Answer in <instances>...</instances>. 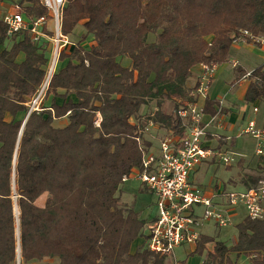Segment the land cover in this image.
Wrapping results in <instances>:
<instances>
[{"label": "trees", "instance_id": "16d2710c", "mask_svg": "<svg viewBox=\"0 0 264 264\" xmlns=\"http://www.w3.org/2000/svg\"><path fill=\"white\" fill-rule=\"evenodd\" d=\"M17 5L28 20L47 16L40 0ZM78 23L84 34L60 53L66 62L29 111L50 45L27 30L9 35L0 19V264H168L145 246L146 220L120 202L122 177L152 145L149 126L183 135L177 110L196 100L193 67L220 65L233 43L264 38V0H65L61 32ZM242 76L244 101H264V62L235 69L231 83ZM204 99L203 113L215 115L218 100ZM151 101L154 110L141 111ZM236 230L229 245L200 232L191 253L206 251L201 264H234L231 253L264 264V216H245Z\"/></svg>", "mask_w": 264, "mask_h": 264}, {"label": "built area", "instance_id": "2783aa9c", "mask_svg": "<svg viewBox=\"0 0 264 264\" xmlns=\"http://www.w3.org/2000/svg\"><path fill=\"white\" fill-rule=\"evenodd\" d=\"M40 2L49 15L26 20L21 12L16 11L3 17L9 35L27 30L32 41L46 40L50 45L46 76L29 102V111L40 109L49 80L58 68L60 53L74 45L61 32V11L65 0ZM244 34H247L246 31ZM201 66L203 73L192 92L196 100L184 101L177 110L182 120L183 135L165 133L156 146L151 145L143 152L141 165L122 177L123 181L130 177L138 178L154 196L157 213L145 224L144 243L150 251L166 255L172 264H180L174 256V248L183 244L195 245L200 236L199 228L206 222H212L219 228L229 225L239 205L245 208L246 216L251 219L263 216L264 177L258 179L254 186L238 191H225L224 188L219 191L216 190L218 187H214V190L205 192L190 180L191 173L204 161L217 157L223 164L231 162L229 156L205 143L209 127L220 115L223 100L218 101L215 115L203 113V104L199 99L208 95L215 65ZM256 111L253 108V112ZM242 133L253 138L255 155L264 159V128L249 120Z\"/></svg>", "mask_w": 264, "mask_h": 264}, {"label": "rangeland", "instance_id": "374dc122", "mask_svg": "<svg viewBox=\"0 0 264 264\" xmlns=\"http://www.w3.org/2000/svg\"><path fill=\"white\" fill-rule=\"evenodd\" d=\"M19 11V10H18ZM21 12V11H19ZM49 15L48 10H46ZM22 13V12H21ZM84 34V28L81 23H78L73 32L68 34V38L70 41L77 43L80 39V36ZM154 35H148V41L154 40ZM90 36H88L84 41L81 42V45L86 48L90 42ZM264 41H261V43ZM239 48L236 51H233V47L229 49V55L226 63L218 65L219 69H216L214 74L213 83L209 89V95L213 98H222L225 96L227 103L231 104L235 103L237 106L231 109L230 114L227 116V123H233V127L227 130V135L234 138L233 146L229 148L232 152L236 154V161L234 163H230V167H226L220 163L218 166H209L207 169L201 167L198 173H195L194 178L192 180L193 183L199 185L205 192H209L214 190L215 185L218 184V181H224L226 183L225 191L229 190H241L239 185H232L228 182V178L232 174H235L238 171V175H234L232 179H239L242 173L248 172L245 171L244 166H242V162L240 159L241 155L244 156V161L252 160L254 157V140L250 135L243 134L240 132L241 125L247 123L249 120L256 121L259 125H264V103H258L256 106L258 107V113H252L253 104L244 105L243 101H241V93L243 91V87L241 85L236 86L235 88H230L229 82L233 79V66L231 65L232 59H236L237 63H240L242 66L243 63L241 61H246L247 58L251 55V52L257 50V47L251 48L246 45L245 42H237L236 43ZM236 46V45H235ZM68 48V47H67ZM238 56V58H237ZM257 63H260V60L264 59V47L263 54L259 56ZM120 62L126 65L127 58L123 57L119 59ZM60 60L58 62V67L60 66ZM246 67V66H244ZM193 72L199 73V65H196L193 69ZM172 108V103L170 101H165L163 105V109L165 111H170ZM147 111L150 113L154 110V101H151L149 105L146 107H142L141 111ZM245 114V119L242 120V114ZM242 121V124H240ZM55 125H57L55 123ZM148 132L150 133L148 138L152 141V145L156 146L158 144V140L165 134V130L158 129L156 126H149ZM241 162V163H240ZM239 163V164H238ZM232 164V165H231ZM248 174H253L252 172ZM238 176V177H237ZM263 178L260 176L259 178ZM256 184V183H255ZM120 202L127 207H132L138 215L143 219H150L157 213V206L155 204L154 196L146 190L141 181L136 177H130L127 180L123 181L120 184ZM224 187L222 185L218 186L216 190H223ZM46 195H42L37 199V205H43ZM264 202V201H263ZM246 216L245 208L239 205L236 208V214L231 217V223L224 227H215L212 222H206L203 224L199 230L203 234H207L214 238V241H223L228 245L231 244L237 235L236 225ZM140 242L142 240H139ZM193 245L183 244L181 246L174 248V256L178 261H181V264H201L204 260L206 251L202 254H192ZM195 246V245H194ZM207 249L213 250L214 242H210L208 245L206 244ZM229 258L235 261H238L239 264H247V257L244 254L238 255L236 260L235 255L229 254ZM171 259L167 257L168 264H171Z\"/></svg>", "mask_w": 264, "mask_h": 264}, {"label": "crops", "instance_id": "0c3cea01", "mask_svg": "<svg viewBox=\"0 0 264 264\" xmlns=\"http://www.w3.org/2000/svg\"><path fill=\"white\" fill-rule=\"evenodd\" d=\"M19 1L20 0H0V19H3V17L5 15L9 14V13H13V12L18 11L19 8H18L17 4H18ZM23 16H24V18L26 20H28L25 17L24 14H23ZM48 25H49V27L52 26L51 20L48 21ZM261 41H264V38H262ZM261 41H260L259 44L246 43V45H248V47L251 48L252 50L254 49V47H257V50H255L254 52H251V55L249 56V58H247L246 61H243V62L241 61V63H243V65L246 66V67L242 66L240 63H237L236 59H232L231 65L233 66V79H234V75H235V69H237V70L242 69L244 72L248 73L253 68H255L256 66H258V65H260V64H262L264 62V59H262V60H260V63H257V60H259L258 59L259 56H261L263 54L264 45H263V42L261 43ZM73 43H75V42H73ZM90 43H91V39H90L89 44ZM10 44L11 43L9 41H7L5 43V45L2 46V48H5V47L9 48ZM71 47L72 46H69L68 48H66V51H69ZM231 47H233V49H234L233 51H236L239 48V46L236 43H233L231 45ZM228 55H229V53H228ZM23 57H24V55L22 53H19L18 56H17V61H22ZM237 58H238V56H237ZM65 62H66V59L64 61H61L59 67L63 66ZM129 62H130V60L127 58L126 65H128ZM226 62H227V60L224 63H226ZM234 62H236L235 65H234ZM193 69H194V67H193ZM193 69H192V77L190 78V85L191 86L198 81L199 77L203 73L201 65H199V73L198 74L194 73ZM216 69H219L218 65H215V67H214L213 76H212L211 83H210L209 88H208V95H209V89H210V87H211V85L213 83V80H214V74H215ZM233 79L229 82L230 88H235L236 86L241 85L243 87V91L241 93L242 94L241 95V101H243L244 105H246V106L249 105V104H253L254 106L252 107V113H254V114L258 113L259 109L256 106V104L264 103V101H257V102H254V103L245 102L244 99H243V96H244V92H245L246 86H247L246 77L242 76L237 81H235L234 83H231L233 81ZM209 97H211V96L209 95ZM214 99H216L218 101L222 99L223 103H222V107H221V110H220V115L216 118V121L214 122V124H212L209 127V129H208L209 132L206 135L205 143L207 145H209L211 148L219 151L221 154H225V155L229 156L231 158V162L230 163H234L236 161V157H235L236 154L234 152H232L231 150H229V148H231L233 146L234 138L230 137L229 135H227V130L229 128L233 127V123H230V122L227 123L226 118L230 114L231 109L234 108L235 106H237V104H235V103L226 104L227 100H226L225 96H223L222 98H219V99H217V98H214ZM204 100L205 99L200 97L199 102L204 104ZM253 108H256L257 111L253 112ZM6 118L9 119V116H6ZM244 119H245V114L243 113L242 114V120H244ZM55 123L57 125H63V124L66 123V118L58 119V120L55 121ZM240 124H242V121H240ZM246 124L247 123L241 125V129H240L241 133H242V130L245 128ZM255 124L258 127L264 128V125H259L256 121H255ZM253 155L256 158H253L252 160H249V161L248 160L244 161L243 160L244 159L243 155H241V157H240V159H242L241 160L242 163L241 162L240 163L244 167L247 166V168H245V171H248V172L242 173L238 180H237V178L236 179H232V177H234V175L235 176L238 175L237 174L238 171L235 174H232L230 176V178H228V182L229 183H231L232 185H239L241 187V190L250 188L253 185H255V181H254L255 176H259L260 177V176L264 175V162L261 159H259L255 155V153ZM220 163L223 164L222 162L218 161L217 157L212 159L211 161L202 162L191 173L190 180L191 181L193 180L195 173H198V171L200 170L201 167H204L205 169H207L209 166H218V165H220ZM230 163L229 164H223V165L226 166V167H230L229 166ZM250 172H252L253 174H248ZM220 185H222V187H224V189H225L226 183L224 181H218V184L215 185V187H218ZM119 197H120V194H119ZM263 201H262V207H263V216H264V202ZM235 214H236V212H235ZM154 216H152L150 219H145L146 222L151 220L152 218H154ZM192 248L194 250L195 246L193 245ZM233 254L235 255L236 260H237L238 255L236 253H233ZM232 261H233L234 264H239L238 261H235L233 259H232ZM247 264H250L248 258H247Z\"/></svg>", "mask_w": 264, "mask_h": 264}, {"label": "bare ground", "instance_id": "6f19581e", "mask_svg": "<svg viewBox=\"0 0 264 264\" xmlns=\"http://www.w3.org/2000/svg\"><path fill=\"white\" fill-rule=\"evenodd\" d=\"M260 43V42H259ZM15 212H16V216H17V218H18V207H17V203H16V201H15ZM18 223V222H17Z\"/></svg>", "mask_w": 264, "mask_h": 264}]
</instances>
